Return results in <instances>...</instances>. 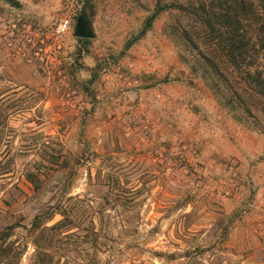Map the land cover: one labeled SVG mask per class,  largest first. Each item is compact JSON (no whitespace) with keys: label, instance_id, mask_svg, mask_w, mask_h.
Instances as JSON below:
<instances>
[{"label":"rangeland","instance_id":"374dc122","mask_svg":"<svg viewBox=\"0 0 264 264\" xmlns=\"http://www.w3.org/2000/svg\"><path fill=\"white\" fill-rule=\"evenodd\" d=\"M201 1L0 0V264H264V132L200 77Z\"/></svg>","mask_w":264,"mask_h":264},{"label":"trees","instance_id":"16d2710c","mask_svg":"<svg viewBox=\"0 0 264 264\" xmlns=\"http://www.w3.org/2000/svg\"><path fill=\"white\" fill-rule=\"evenodd\" d=\"M190 13L196 28L181 35L198 52L202 81L236 122L254 119L264 132V0L201 1ZM8 235L0 231V239Z\"/></svg>","mask_w":264,"mask_h":264},{"label":"water","instance_id":"95a60500","mask_svg":"<svg viewBox=\"0 0 264 264\" xmlns=\"http://www.w3.org/2000/svg\"><path fill=\"white\" fill-rule=\"evenodd\" d=\"M86 22L83 18H81L75 26V35L78 37L88 36L87 31L85 30Z\"/></svg>","mask_w":264,"mask_h":264},{"label":"built area","instance_id":"2783aa9c","mask_svg":"<svg viewBox=\"0 0 264 264\" xmlns=\"http://www.w3.org/2000/svg\"><path fill=\"white\" fill-rule=\"evenodd\" d=\"M68 25H69V21L67 19H63L59 21V23L55 27V33L57 34L63 33L67 29Z\"/></svg>","mask_w":264,"mask_h":264}]
</instances>
